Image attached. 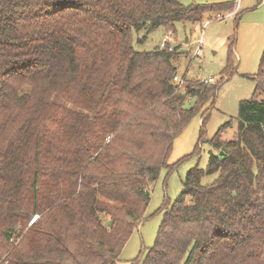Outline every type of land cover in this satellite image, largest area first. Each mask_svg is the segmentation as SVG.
I'll return each instance as SVG.
<instances>
[{
	"label": "trees",
	"instance_id": "16d2710c",
	"mask_svg": "<svg viewBox=\"0 0 264 264\" xmlns=\"http://www.w3.org/2000/svg\"><path fill=\"white\" fill-rule=\"evenodd\" d=\"M232 9L0 0V264H117L149 184L175 165L174 139L195 114L204 122L218 89L196 78L177 86L189 55L180 44L142 49L135 39ZM254 78L235 137L223 140L221 127L209 139L207 166L188 170L141 264H264V69Z\"/></svg>",
	"mask_w": 264,
	"mask_h": 264
},
{
	"label": "rangeland",
	"instance_id": "374dc122",
	"mask_svg": "<svg viewBox=\"0 0 264 264\" xmlns=\"http://www.w3.org/2000/svg\"><path fill=\"white\" fill-rule=\"evenodd\" d=\"M179 1L184 5L233 2L234 9L211 11L202 21H176L172 31L173 45L180 44L182 48L188 49L189 54L179 62L178 73L186 74L188 79L202 80L212 76V83L218 84L217 96L204 122L201 113L195 114L174 139L168 163L175 162V165L162 166L157 179L149 184L145 218L125 243L117 264H141L148 249L156 241L165 212L164 206H169L180 193L188 170L196 165L202 168L207 166L210 150L215 151L209 139L221 127L223 140L235 137L240 101L253 96L256 87L254 77L261 68L264 69V0ZM220 15L222 18H219ZM237 15L239 18L236 19ZM167 32L164 27H158L147 35L144 43H138L135 39V45L142 49L152 48L159 44ZM234 35L236 42L230 53L228 38ZM200 37L203 39L202 54L193 56L192 51ZM230 57L231 65L228 67ZM202 128L204 139L199 141V151L193 153ZM216 175L206 174L202 181L209 183ZM105 221L109 223L107 219Z\"/></svg>",
	"mask_w": 264,
	"mask_h": 264
},
{
	"label": "built area",
	"instance_id": "2783aa9c",
	"mask_svg": "<svg viewBox=\"0 0 264 264\" xmlns=\"http://www.w3.org/2000/svg\"><path fill=\"white\" fill-rule=\"evenodd\" d=\"M231 13H228V15H230ZM219 18H222V16L220 15ZM207 21L204 23L206 24ZM172 41H174V37L172 35L171 32H168L164 38L161 40L159 47L160 48H169L172 49L173 48V43ZM196 46L194 47L193 51H192V55L193 56H197V55H201L202 54V44H203V39L202 37H200L197 41H196ZM188 78L186 76V74L181 75L180 73H176L173 76V81H175L177 83L178 87H182L186 82H187ZM206 82H212L214 80V78L212 76H209L207 78L202 79Z\"/></svg>",
	"mask_w": 264,
	"mask_h": 264
},
{
	"label": "water",
	"instance_id": "95a60500",
	"mask_svg": "<svg viewBox=\"0 0 264 264\" xmlns=\"http://www.w3.org/2000/svg\"><path fill=\"white\" fill-rule=\"evenodd\" d=\"M220 154H223V152L221 151ZM147 193H149L148 190H147ZM36 217L38 216L33 217V220L36 219Z\"/></svg>",
	"mask_w": 264,
	"mask_h": 264
},
{
	"label": "crops",
	"instance_id": "0c3cea01",
	"mask_svg": "<svg viewBox=\"0 0 264 264\" xmlns=\"http://www.w3.org/2000/svg\"><path fill=\"white\" fill-rule=\"evenodd\" d=\"M236 10V9H235Z\"/></svg>",
	"mask_w": 264,
	"mask_h": 264
}]
</instances>
